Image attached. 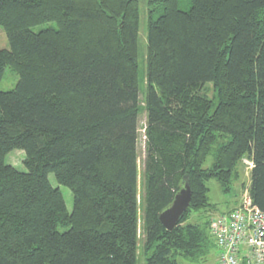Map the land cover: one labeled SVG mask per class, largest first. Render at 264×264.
Instances as JSON below:
<instances>
[{
	"label": "trees",
	"instance_id": "1",
	"mask_svg": "<svg viewBox=\"0 0 264 264\" xmlns=\"http://www.w3.org/2000/svg\"><path fill=\"white\" fill-rule=\"evenodd\" d=\"M189 1L147 0L161 14L141 101L138 0H0V81L19 77L0 91V264H191L215 248L210 220L189 222L206 183L231 191L243 160L264 214V0ZM15 150L25 171L5 163ZM185 183L189 209L168 231L159 215Z\"/></svg>",
	"mask_w": 264,
	"mask_h": 264
},
{
	"label": "rangeland",
	"instance_id": "2",
	"mask_svg": "<svg viewBox=\"0 0 264 264\" xmlns=\"http://www.w3.org/2000/svg\"><path fill=\"white\" fill-rule=\"evenodd\" d=\"M139 4V28H138V77H139V88H140V99L143 100V92L145 90L144 77L146 72V52H147V33L149 21L151 18L157 19L161 14V8H151L147 4V0H138ZM178 7L182 11H188L190 9L189 0H179ZM150 9H153L150 13ZM55 24H44L41 27L35 29V31L54 28ZM0 49H9V44L7 37L0 27ZM18 75L13 72L10 68H5L4 75L0 81V91L7 92L15 88L18 82ZM211 94V87L209 90ZM145 125H146V113L142 112L139 116V133H138V167H139V179H138V193L139 198H141L144 187V158H145ZM218 145L212 148V152L207 157L204 167L209 168L213 163V156ZM25 154L23 151H12L6 158L5 163L11 165L19 171H25L24 162ZM251 164L247 160H243V164L239 170V178L234 181L232 189L229 192H224L220 184L214 180L210 179L207 183V203L209 207L203 210L199 215L193 214L189 222L190 223H203L207 219L211 220L213 217L220 214H225L231 211L233 208L238 206L248 194L247 186L249 184V170ZM48 179L55 188H60V191L65 200L66 209L68 212L72 211L73 208V195L70 189L60 186L53 174L48 175ZM140 235L141 229H140ZM137 264H145V259L141 255L138 256ZM191 264H217V249L212 248L208 256L204 258L197 259Z\"/></svg>",
	"mask_w": 264,
	"mask_h": 264
},
{
	"label": "built area",
	"instance_id": "3",
	"mask_svg": "<svg viewBox=\"0 0 264 264\" xmlns=\"http://www.w3.org/2000/svg\"><path fill=\"white\" fill-rule=\"evenodd\" d=\"M246 195L238 206L209 222L217 264H264V214Z\"/></svg>",
	"mask_w": 264,
	"mask_h": 264
},
{
	"label": "water",
	"instance_id": "4",
	"mask_svg": "<svg viewBox=\"0 0 264 264\" xmlns=\"http://www.w3.org/2000/svg\"><path fill=\"white\" fill-rule=\"evenodd\" d=\"M190 201L191 189L185 183L182 189L175 195L171 205L159 215V221L166 230L171 231L178 225L180 219L189 209Z\"/></svg>",
	"mask_w": 264,
	"mask_h": 264
}]
</instances>
